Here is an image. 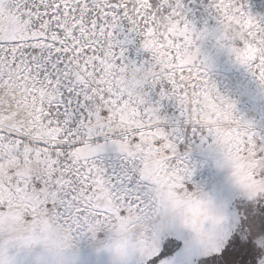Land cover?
<instances>
[{"label": "snow or ice", "instance_id": "snow-or-ice-1", "mask_svg": "<svg viewBox=\"0 0 264 264\" xmlns=\"http://www.w3.org/2000/svg\"><path fill=\"white\" fill-rule=\"evenodd\" d=\"M208 11L264 90V20ZM207 33L182 0H0V264H83L84 239L110 264H264V129L217 89Z\"/></svg>", "mask_w": 264, "mask_h": 264}, {"label": "rangeland", "instance_id": "rangeland-1", "mask_svg": "<svg viewBox=\"0 0 264 264\" xmlns=\"http://www.w3.org/2000/svg\"><path fill=\"white\" fill-rule=\"evenodd\" d=\"M182 4L188 20L198 31L208 29L199 47L202 57L211 65L209 75L216 83L217 89L221 95L236 101V109L240 115L254 122L258 129H264V90L244 67L235 63L227 48L221 47L217 42V25L208 11L210 0H182ZM246 5L254 16L264 20V0H246ZM129 55L136 58L135 47L129 49ZM149 99L155 103L159 99L158 93L153 90ZM160 114L166 118L175 117L178 114L177 105L174 101L162 102ZM100 160L110 173L120 164L119 154L112 149L101 153ZM79 247L83 264H110L106 253H100L99 257H96L87 239L82 240Z\"/></svg>", "mask_w": 264, "mask_h": 264}]
</instances>
